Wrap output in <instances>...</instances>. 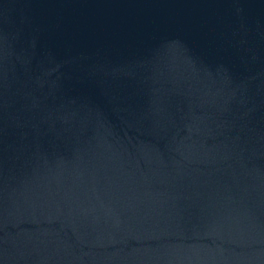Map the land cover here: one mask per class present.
Listing matches in <instances>:
<instances>
[{
  "label": "water",
  "instance_id": "obj_1",
  "mask_svg": "<svg viewBox=\"0 0 264 264\" xmlns=\"http://www.w3.org/2000/svg\"><path fill=\"white\" fill-rule=\"evenodd\" d=\"M0 264H264V0H0Z\"/></svg>",
  "mask_w": 264,
  "mask_h": 264
}]
</instances>
